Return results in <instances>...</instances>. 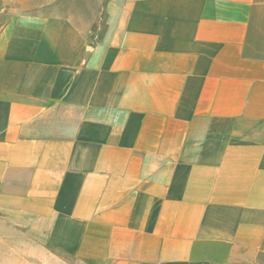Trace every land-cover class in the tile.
Wrapping results in <instances>:
<instances>
[{"label":"crops","instance_id":"1","mask_svg":"<svg viewBox=\"0 0 264 264\" xmlns=\"http://www.w3.org/2000/svg\"><path fill=\"white\" fill-rule=\"evenodd\" d=\"M93 263L264 264V0H0V223Z\"/></svg>","mask_w":264,"mask_h":264},{"label":"rangeland","instance_id":"2","mask_svg":"<svg viewBox=\"0 0 264 264\" xmlns=\"http://www.w3.org/2000/svg\"><path fill=\"white\" fill-rule=\"evenodd\" d=\"M0 264H118L102 259L93 263L84 259L59 255L45 238L27 225L0 223Z\"/></svg>","mask_w":264,"mask_h":264}]
</instances>
